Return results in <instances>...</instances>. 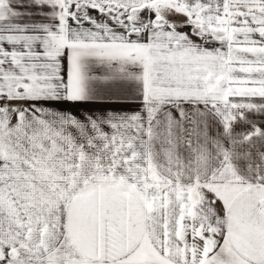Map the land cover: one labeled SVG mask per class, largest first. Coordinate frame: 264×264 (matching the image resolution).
<instances>
[{"label": "snow or ice", "instance_id": "1", "mask_svg": "<svg viewBox=\"0 0 264 264\" xmlns=\"http://www.w3.org/2000/svg\"><path fill=\"white\" fill-rule=\"evenodd\" d=\"M0 264H264V0H0Z\"/></svg>", "mask_w": 264, "mask_h": 264}]
</instances>
